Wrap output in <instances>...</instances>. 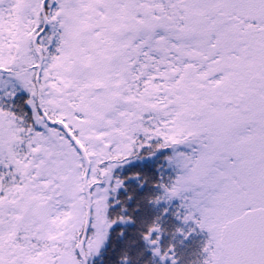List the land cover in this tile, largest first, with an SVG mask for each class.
Listing matches in <instances>:
<instances>
[{
    "label": "snow or ice",
    "instance_id": "6c2138e0",
    "mask_svg": "<svg viewBox=\"0 0 264 264\" xmlns=\"http://www.w3.org/2000/svg\"><path fill=\"white\" fill-rule=\"evenodd\" d=\"M0 264H264V0H0Z\"/></svg>",
    "mask_w": 264,
    "mask_h": 264
}]
</instances>
